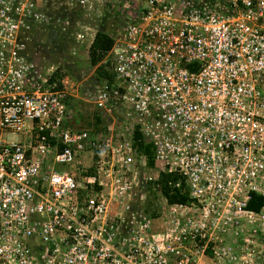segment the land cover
<instances>
[{"label":"built area","instance_id":"2783aa9c","mask_svg":"<svg viewBox=\"0 0 264 264\" xmlns=\"http://www.w3.org/2000/svg\"><path fill=\"white\" fill-rule=\"evenodd\" d=\"M47 1L0 0V264H249L264 224V205L246 208L264 197V0H119L112 77L90 95L105 132L71 125L66 92L30 57Z\"/></svg>","mask_w":264,"mask_h":264},{"label":"rangeland","instance_id":"374dc122","mask_svg":"<svg viewBox=\"0 0 264 264\" xmlns=\"http://www.w3.org/2000/svg\"><path fill=\"white\" fill-rule=\"evenodd\" d=\"M120 3L119 0L112 4L105 0H84L82 4L77 0H48L42 8L48 15V24L43 25L47 29L37 36L34 52L41 69L49 72L55 86L66 92L67 111L77 128L89 129L95 124L105 132L111 120L106 112H97L90 102V95L100 81L96 76L97 65L89 62L90 43L86 40L92 39L97 30L113 35L121 29L123 15ZM100 64L107 71L110 70L109 63L105 65L104 57ZM7 137L18 139L19 135ZM80 161L86 163L88 153H83ZM146 195L142 191L135 193V200L144 198L147 201ZM150 195L148 200H152ZM250 226L249 223L244 224L242 231L246 234ZM257 227L260 230L256 232L255 241L249 243L257 254L245 258L249 264H264V224Z\"/></svg>","mask_w":264,"mask_h":264},{"label":"trees","instance_id":"16d2710c","mask_svg":"<svg viewBox=\"0 0 264 264\" xmlns=\"http://www.w3.org/2000/svg\"><path fill=\"white\" fill-rule=\"evenodd\" d=\"M112 45V37L106 34L105 32L97 31L94 33L91 43L88 48V57L89 62L92 65L96 66V76L97 79L101 82L103 80L110 81L112 74L110 70H106L104 65L100 64L102 57H104L105 65L108 64V60L106 59V52L110 49ZM51 80V76L49 78ZM54 88H57L54 86ZM133 139L135 140L134 145L139 154L144 155L146 164L148 166L153 165L152 161V151L150 146L147 143H144L141 139H139V134L134 131ZM176 180V176L170 174L160 173L156 180V184L160 190V192L167 197L168 201H180L184 199V196L178 193V190L174 188L171 184ZM146 204L148 205L153 201L155 192L149 191L146 193ZM151 194V195H150ZM152 198V200H148V197ZM264 205V197L261 195L251 193L250 197L246 203V208L252 211H258Z\"/></svg>","mask_w":264,"mask_h":264},{"label":"crops","instance_id":"0c3cea01","mask_svg":"<svg viewBox=\"0 0 264 264\" xmlns=\"http://www.w3.org/2000/svg\"><path fill=\"white\" fill-rule=\"evenodd\" d=\"M106 2H108V3H110V4H112L113 2H115V1H117V0H105ZM45 29H47V28H44V26H41L38 30H35V32H34V45H33V47L30 49V57H31V59L41 68V65L38 63V60H37V57H36V54H35V52H34V48H35V46H36V44H37V41H38V35L39 34H42V32L45 30ZM98 31V30H97ZM99 31H101V32H105L104 30H99ZM106 33V32H105ZM107 34V33H106ZM116 34V33H115ZM94 35V34H93ZM114 35V34H113ZM113 35H109V36H113ZM89 40H91V38H89ZM86 43V42H85ZM75 97H77V95H75ZM69 122L71 123V125H73L72 124V122H71V120H70V117H69ZM96 125L95 124H93L92 125V127H95Z\"/></svg>","mask_w":264,"mask_h":264}]
</instances>
